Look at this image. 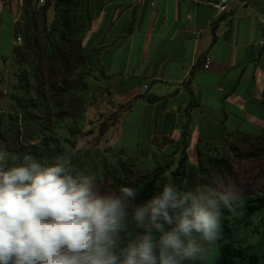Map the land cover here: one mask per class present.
<instances>
[{
	"label": "crops",
	"instance_id": "0c3cea01",
	"mask_svg": "<svg viewBox=\"0 0 264 264\" xmlns=\"http://www.w3.org/2000/svg\"><path fill=\"white\" fill-rule=\"evenodd\" d=\"M23 1L0 0V63L16 46ZM221 2L82 0L79 20L87 26L91 19L83 41L91 65L114 83L116 104H131L112 148L124 131H138L128 157L142 160L151 157L154 139L176 144L184 131L188 153L200 142L264 132V0H239L226 11ZM48 16L52 21L53 10Z\"/></svg>",
	"mask_w": 264,
	"mask_h": 264
},
{
	"label": "clouds",
	"instance_id": "9594fccd",
	"mask_svg": "<svg viewBox=\"0 0 264 264\" xmlns=\"http://www.w3.org/2000/svg\"><path fill=\"white\" fill-rule=\"evenodd\" d=\"M243 193L227 178L183 190L170 181L133 204L135 188L112 191L67 155L43 163L0 145V264H197ZM129 217L139 232L125 244Z\"/></svg>",
	"mask_w": 264,
	"mask_h": 264
},
{
	"label": "trees",
	"instance_id": "16d2710c",
	"mask_svg": "<svg viewBox=\"0 0 264 264\" xmlns=\"http://www.w3.org/2000/svg\"><path fill=\"white\" fill-rule=\"evenodd\" d=\"M82 0H46L44 5L39 0H24L20 20L16 24V38L20 37L22 43L13 49L9 61L10 74L13 77L10 100L14 103L15 113H7L6 121L0 131H74V127L68 121L70 119L66 106L69 96L76 91L71 85L72 75L82 70L98 72L91 65V52L83 47V41L88 32L91 19L87 26L79 20ZM53 10L54 18L49 19V12ZM72 14H74L72 16ZM87 16L88 13H87ZM79 38H75V36ZM78 59L79 66L76 61ZM101 73V72H100ZM73 94H77L74 93ZM125 112L131 108V104L122 105ZM15 114V120H10ZM121 115V114H120ZM120 115L111 116L112 123L105 121L100 131L104 135L117 125ZM11 116V117H10ZM46 122L42 125L38 121ZM63 123L62 127L57 124ZM187 132L182 133L179 143L169 149L171 166H163L161 162V148L166 144L167 138L154 139V150L149 159L142 160L139 157H130L127 165L135 166L134 170L144 172L134 185L139 195L132 202L140 204L145 202L160 190L165 181V175H169L171 182L180 189L200 186L209 181V165L216 168L219 179L234 180V170L224 163L223 159L208 157L203 159L201 146L198 144V167H190ZM264 132L256 138L261 139ZM169 142H173L169 140ZM208 144V143H207ZM212 145V143L208 144ZM79 152V151H78ZM31 153L43 163H51L58 155H67L63 150L53 147L49 143L30 145L22 154ZM79 154H74V158ZM112 182L117 188L122 185L123 178H130L133 172L124 167L118 158ZM138 170H137V168ZM215 173V172H214ZM198 181V184L194 182ZM127 186V185H125ZM264 210V194L255 197L244 196L243 205L236 208L235 212L224 210L221 222V234L214 246L212 264H255L257 254L247 255L242 249L243 231L252 225L253 218ZM127 230L122 233L123 243L134 238L139 230L129 217ZM193 264V262H185ZM197 264H209L203 258Z\"/></svg>",
	"mask_w": 264,
	"mask_h": 264
},
{
	"label": "rangeland",
	"instance_id": "374dc122",
	"mask_svg": "<svg viewBox=\"0 0 264 264\" xmlns=\"http://www.w3.org/2000/svg\"><path fill=\"white\" fill-rule=\"evenodd\" d=\"M11 38L13 41L15 40L13 34ZM75 38L77 39L79 36L76 35ZM4 40V38L0 39V43H3ZM76 63L78 66L80 65L78 59ZM12 82L14 80L10 74L9 61H4L0 63V122L2 125L7 119L5 117L7 113H15L14 103L10 100ZM70 82H72L71 85L75 82L73 87L76 91H72L65 109L70 113L68 121L70 126L74 127V131H61L60 129L25 131L21 126V131H0V145L6 146L10 152L20 154L24 153L30 145H39L43 142L63 150L70 158L80 152L79 157L77 155L71 158L73 165L87 173L95 174L98 183L107 186L112 191L119 190L112 182L114 165L119 158L122 165L127 166L130 172H133L130 178H123L122 185H134L141 177L139 175L144 173L138 170L137 166L138 172L134 170V165H127L130 160L128 155L137 148L138 131H124L123 139L115 148L111 147V143L112 138L119 134V131H116L117 125L104 135L100 131V127L105 121L112 123L110 117H117L123 111L122 105L116 104L114 101V83L102 72L94 73L82 69L72 75ZM73 92L77 94L75 95ZM14 115L10 116V120H15ZM38 122L43 125L46 120ZM59 125L62 127L63 123L60 122L57 126ZM123 144L127 148L126 155L121 151ZM208 144L199 143L204 161L207 156L223 159L231 169L233 167L234 180L230 179V181H234L244 189V196L255 197L264 194V136L259 139L233 135L223 141L212 142V145ZM173 145L175 143H169L161 148L163 166L173 167L169 159V149ZM189 156L190 167H198L200 164L198 146L189 151ZM208 166L209 181L213 183L219 177L216 175V168L214 169L209 164ZM164 178V183L171 181L169 175H165ZM194 183L198 184L199 182ZM242 238L244 253L247 255L257 254L255 264H264V210L253 218L252 225L243 231ZM209 247L210 251L205 254L204 258L208 260L209 264H212L214 246L210 245Z\"/></svg>",
	"mask_w": 264,
	"mask_h": 264
},
{
	"label": "built area",
	"instance_id": "2783aa9c",
	"mask_svg": "<svg viewBox=\"0 0 264 264\" xmlns=\"http://www.w3.org/2000/svg\"><path fill=\"white\" fill-rule=\"evenodd\" d=\"M45 1H46V0H39V4H40V5H44ZM233 3H239V0H222L221 4H220L218 7H219V9H220L221 11H226V10L229 8V6H230L231 4H233ZM262 24H264V20H262ZM21 43H22V40H21L20 37H18V38L16 39V44H17V45H20ZM210 64H211V59H210V58H207V59L205 60V66H204V68H205L206 70H208V69L210 68Z\"/></svg>",
	"mask_w": 264,
	"mask_h": 264
}]
</instances>
